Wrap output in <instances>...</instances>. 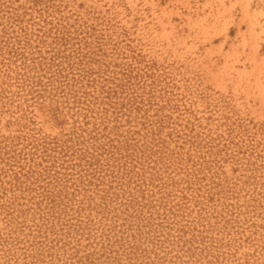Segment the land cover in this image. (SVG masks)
Returning <instances> with one entry per match:
<instances>
[{
  "label": "rangeland",
  "instance_id": "374dc122",
  "mask_svg": "<svg viewBox=\"0 0 264 264\" xmlns=\"http://www.w3.org/2000/svg\"><path fill=\"white\" fill-rule=\"evenodd\" d=\"M0 264H264V0H0Z\"/></svg>",
  "mask_w": 264,
  "mask_h": 264
}]
</instances>
